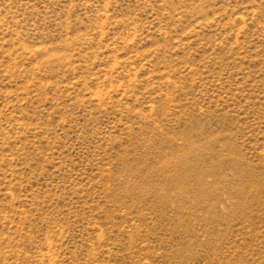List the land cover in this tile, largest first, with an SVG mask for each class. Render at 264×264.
<instances>
[{
    "label": "rangeland",
    "instance_id": "rangeland-1",
    "mask_svg": "<svg viewBox=\"0 0 264 264\" xmlns=\"http://www.w3.org/2000/svg\"><path fill=\"white\" fill-rule=\"evenodd\" d=\"M0 264H264V0H0Z\"/></svg>",
    "mask_w": 264,
    "mask_h": 264
}]
</instances>
